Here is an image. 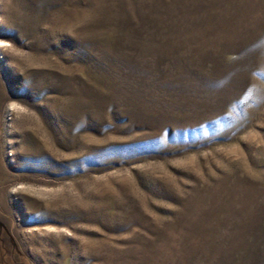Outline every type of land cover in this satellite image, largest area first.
<instances>
[{"label":"rangeland","instance_id":"374dc122","mask_svg":"<svg viewBox=\"0 0 264 264\" xmlns=\"http://www.w3.org/2000/svg\"><path fill=\"white\" fill-rule=\"evenodd\" d=\"M0 264H264V0H0Z\"/></svg>","mask_w":264,"mask_h":264}]
</instances>
